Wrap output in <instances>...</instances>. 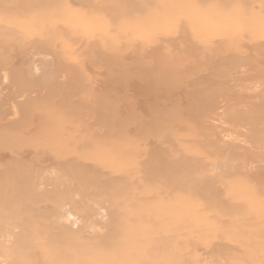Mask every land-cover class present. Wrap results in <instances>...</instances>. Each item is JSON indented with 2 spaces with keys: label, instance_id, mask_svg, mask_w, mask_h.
I'll return each mask as SVG.
<instances>
[{
  "label": "rangeland",
  "instance_id": "1",
  "mask_svg": "<svg viewBox=\"0 0 264 264\" xmlns=\"http://www.w3.org/2000/svg\"><path fill=\"white\" fill-rule=\"evenodd\" d=\"M19 148L0 264H264V0H0Z\"/></svg>",
  "mask_w": 264,
  "mask_h": 264
},
{
  "label": "bare ground",
  "instance_id": "2",
  "mask_svg": "<svg viewBox=\"0 0 264 264\" xmlns=\"http://www.w3.org/2000/svg\"><path fill=\"white\" fill-rule=\"evenodd\" d=\"M33 59V58H32ZM52 59V58H51ZM46 60V59H45ZM46 62V61H45ZM32 65V64H31ZM36 70H38L37 69V67L35 68ZM39 72H40V70H38ZM38 73V72H37ZM6 74V73H5ZM81 140V139H80ZM24 152H25V150H24V148L22 149V148H19L18 150H12L11 152H10V154H7V153H0V161L1 160H5L6 158H10V157H12V156H14V158L16 159V158H22V156H24ZM26 152H28V151H26ZM29 155V154H28ZM25 156H27V154L25 155ZM24 158V157H23ZM32 168H34L35 167V165H33V166H31ZM30 167V168H31ZM69 167V166H68ZM70 168V167H69ZM52 173V172H51ZM54 173V172H53ZM53 173H52V175H53ZM28 174H30L29 172H28ZM69 174H66V173H63L62 175H60V178H54V181L53 182H51V179H49V180H47V179H43V181L41 180V183L42 184H44V185H50V186H53L55 189H59V190H61V189H64V188H66L67 189V191H69L70 193H72V190H73V186L75 185V184H73L72 185V183L73 182H76V180H77V178H74V176H69ZM62 178V179H61ZM79 178V177H78ZM71 183V184H70ZM77 185V184H76ZM71 200L73 201V202H77L73 197L71 198ZM79 201V200H78ZM64 212V211H63ZM73 215L72 214H68V218H71ZM97 216H100V212L98 211V213H97ZM96 219V218H95ZM81 220V219H80ZM78 222V221H77ZM90 223V222H89ZM93 226V225H92ZM91 231H92V229H91ZM206 258V257H205Z\"/></svg>",
  "mask_w": 264,
  "mask_h": 264
}]
</instances>
